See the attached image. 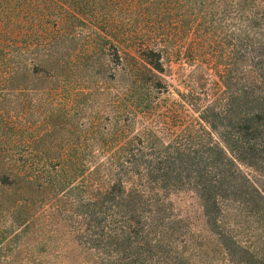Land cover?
Wrapping results in <instances>:
<instances>
[{"label": "rangeland", "instance_id": "1", "mask_svg": "<svg viewBox=\"0 0 264 264\" xmlns=\"http://www.w3.org/2000/svg\"><path fill=\"white\" fill-rule=\"evenodd\" d=\"M36 1L47 14L44 25L29 22L22 27L15 49L20 52L18 45L30 39L32 50L16 61L22 58L32 65L38 35L46 32L44 39L57 40L56 57L64 65L66 85L59 83L57 94L50 89L54 85L46 86V94L36 74L30 91L22 95L32 111H9V127H26L24 135L32 137L59 122L60 137L71 132L76 139L80 133L86 137L81 140L88 145L90 166L101 164L116 176L124 168L114 165L131 156L125 167L132 166L136 173L127 180V190L140 203L145 227L136 242L140 246L130 250L133 258L116 263L80 243L61 217L50 220L42 215L23 226L0 213V261L264 264V207L253 212L235 196L224 201L225 229L231 233V240L224 242L222 226L207 223L192 180L181 176L161 182L159 170L172 158L166 148L199 149L208 143L222 147L225 135H238L241 95L246 91L252 98L259 92L245 73L259 55L258 66L264 69V6L255 19L245 11L248 3L264 0H77L82 7L89 3L78 10L80 19L46 0ZM30 16L26 11L25 17ZM150 48L161 53L160 68L145 60L155 58ZM53 107L59 111H51ZM53 112L57 116L52 120ZM19 139L25 140L21 135ZM260 143L264 146V135ZM260 152L256 164H225L219 159L209 163V171L228 169L252 197L258 198L252 185L259 188L264 203V150ZM57 153L65 156V148ZM71 153L75 156L79 150Z\"/></svg>", "mask_w": 264, "mask_h": 264}, {"label": "trees", "instance_id": "2", "mask_svg": "<svg viewBox=\"0 0 264 264\" xmlns=\"http://www.w3.org/2000/svg\"><path fill=\"white\" fill-rule=\"evenodd\" d=\"M46 3L63 8L67 15L77 19H80L78 10L89 7V3H83L82 7L77 0H46ZM248 5L246 14L255 19L264 3L250 2ZM42 9L36 0H0V213L14 225L38 222L42 215H47L50 220L61 217L80 243L111 256L110 262L133 258L130 250L140 246L136 242L142 239L138 236L145 227V221L142 208L138 207V199L133 196L132 200L127 190V180L136 173L132 166L125 167L131 156L128 155L125 162L119 159L118 164L114 165L124 168L116 176L106 172L101 164L90 166L86 157L88 145L81 140L82 134L77 139L74 137L75 132L66 138L60 137L62 125L59 122H53L46 130L36 131L32 137H29V133L24 135L28 131L26 127H9L13 119L9 111H32L31 102L22 98V95L30 91L29 86L36 74L39 80L44 81L42 92L46 94L49 93L46 86L54 85L50 89L57 94L59 83H63L62 87L66 85L64 65L56 57L57 40L55 37L44 39L43 34L46 32H41L39 39H36L38 51L35 52L32 65L22 58L20 63L16 61L19 55L32 50L30 39L18 45L20 52L15 49L17 38L22 34L21 29L29 22L42 27L47 16ZM26 11L30 12V17H25ZM35 14L39 17H35ZM149 52L155 58L145 57V60L154 64L155 68H160L161 53L153 48ZM261 58V55L256 57L250 65V71L245 73V79L253 78L251 84L259 92L252 98L246 91L241 95L238 135H225L222 147L208 143L199 149L166 148L172 158L159 168L162 171L161 182L178 181L177 178L181 176L192 180L203 202L207 223L222 226L221 237L224 242L226 239L231 240V233L225 229L227 218L223 211L224 201L235 196L239 203L248 204L253 212L264 207L259 188L252 185L258 198L252 197L248 187L237 184L234 174L228 169L219 170L216 167L217 171L212 172L208 168L209 163H217L219 159L225 164L238 161L253 165L261 158L260 151L264 150L260 143L264 135V69L258 66L262 62ZM54 110L59 111L53 107L51 111ZM51 114L49 118L53 120L57 115L55 112ZM20 135L25 138L22 143ZM62 147L65 148V156L57 153ZM73 149L79 150V154L72 156ZM36 154L42 157L41 161L34 159ZM140 176L142 179L143 176ZM227 232L229 235H226ZM229 252L232 254V251ZM8 260L1 259L0 264H7Z\"/></svg>", "mask_w": 264, "mask_h": 264}]
</instances>
